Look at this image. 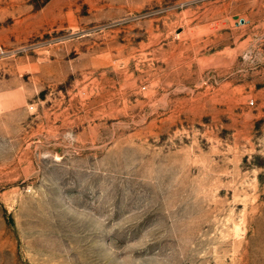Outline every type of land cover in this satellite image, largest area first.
<instances>
[{
    "label": "rangeland",
    "instance_id": "374dc122",
    "mask_svg": "<svg viewBox=\"0 0 264 264\" xmlns=\"http://www.w3.org/2000/svg\"><path fill=\"white\" fill-rule=\"evenodd\" d=\"M0 264H264V0H0Z\"/></svg>",
    "mask_w": 264,
    "mask_h": 264
},
{
    "label": "built area",
    "instance_id": "2783aa9c",
    "mask_svg": "<svg viewBox=\"0 0 264 264\" xmlns=\"http://www.w3.org/2000/svg\"><path fill=\"white\" fill-rule=\"evenodd\" d=\"M252 103H254V101L252 100Z\"/></svg>",
    "mask_w": 264,
    "mask_h": 264
}]
</instances>
